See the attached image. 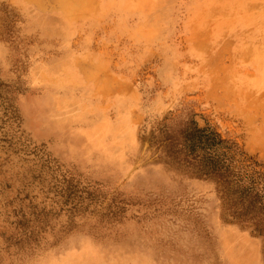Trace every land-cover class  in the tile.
<instances>
[{
	"label": "rangeland",
	"instance_id": "1",
	"mask_svg": "<svg viewBox=\"0 0 264 264\" xmlns=\"http://www.w3.org/2000/svg\"><path fill=\"white\" fill-rule=\"evenodd\" d=\"M190 121L264 169V0H0V264H264Z\"/></svg>",
	"mask_w": 264,
	"mask_h": 264
},
{
	"label": "trees",
	"instance_id": "2",
	"mask_svg": "<svg viewBox=\"0 0 264 264\" xmlns=\"http://www.w3.org/2000/svg\"><path fill=\"white\" fill-rule=\"evenodd\" d=\"M181 133L184 150H177L184 151L182 160L189 171L212 179L221 197L229 201L231 214L264 236V169L208 126L199 128L190 121Z\"/></svg>",
	"mask_w": 264,
	"mask_h": 264
},
{
	"label": "bare ground",
	"instance_id": "3",
	"mask_svg": "<svg viewBox=\"0 0 264 264\" xmlns=\"http://www.w3.org/2000/svg\"><path fill=\"white\" fill-rule=\"evenodd\" d=\"M61 87H62V86H61ZM65 100H67V97H65V98L62 99L63 103L65 102ZM69 102H71V101H69ZM69 102H68V103H69ZM71 108H72V107H71ZM80 108H81V107H80ZM44 109H45V108H44ZM66 111H67V110H66ZM50 119H51V118H50ZM50 119H49V120H50ZM42 121H44V120L42 119ZM44 125H45V123H44ZM43 128H44V127H43ZM90 131L93 132L94 129H92V130H90ZM90 131H87V133H90ZM75 133H76V132H75ZM77 135H79V134H77ZM49 136H50V135H49ZM38 138H39V137H38ZM40 138H41V137H40ZM47 138H48V137H47ZM91 153H92V152H91ZM93 155H94V154H93ZM97 162H98V161H97ZM97 162H95V163H97ZM93 163H94V162H93ZM207 217H208V216H207ZM203 239H204V238H203ZM198 240H199V239H198ZM214 240H215V239H214ZM201 241H202V239H201ZM75 242H76V241H75ZM76 243H78V242H76ZM200 243H201V242H200ZM204 243H205V241H204ZM205 244H206V243H205ZM210 244H212V243H210ZM197 245H198V244H197ZM206 245H207V244H206ZM214 245H215V244H214ZM214 245H213V246H214ZM209 246H210V245H209ZM194 248H195V247H194ZM194 248H193V249H194ZM206 248H208V246H207ZM199 249H200V248H199ZM214 249H215V248H214ZM197 250H198V249H197ZM200 250H201V249H200ZM209 250H210V249H209ZM214 251H216V250H214ZM218 251H219V250H218ZM218 251H217V252H218ZM207 252H208V251H207ZM197 253H198V252H197ZM191 254H192V253H191ZM193 254H195V253H193ZM206 254H207V253H206ZM208 255H209V254H208ZM192 256H193V255H192ZM199 256H200V255H199ZM201 256H202V255H201ZM195 258H196V257H195ZM197 259H198V258H197ZM209 260H210V259H209ZM193 261H194V260H193ZM214 261H215V260H214ZM218 261H219V260H218ZM215 262H217V261H215ZM211 263H212V262H211ZM195 264H196V263H195ZM208 264H209V263H208Z\"/></svg>",
	"mask_w": 264,
	"mask_h": 264
}]
</instances>
